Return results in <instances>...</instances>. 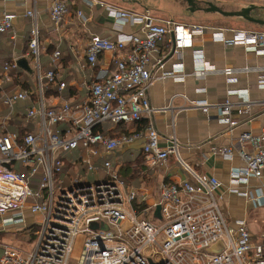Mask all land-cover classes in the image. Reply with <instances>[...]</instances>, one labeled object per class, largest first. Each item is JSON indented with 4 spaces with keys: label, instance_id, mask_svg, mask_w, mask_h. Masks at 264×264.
Masks as SVG:
<instances>
[{
    "label": "built area",
    "instance_id": "obj_1",
    "mask_svg": "<svg viewBox=\"0 0 264 264\" xmlns=\"http://www.w3.org/2000/svg\"><path fill=\"white\" fill-rule=\"evenodd\" d=\"M49 1L50 19L60 27L70 14V0ZM80 1L104 8L115 20L117 34L114 40L99 36L90 39L85 58L93 80L82 83L86 99L79 104L46 103V84H56L59 92L66 88L59 81L62 52L56 49L52 53L51 69L43 73L37 0L25 14L31 19L28 52L36 63L39 96L24 117L35 130L23 135L0 134V217L10 211L20 212L18 219L4 218L3 224L9 225L25 222L24 211L37 216L27 227L35 233L36 244L25 252L0 242V264H264V236L255 241L246 220L228 222L220 206L224 201L220 181L197 173L184 162L175 136L170 139L171 146L162 148L161 137L150 121L155 114L172 109L153 107L148 98L150 87L162 79L184 81L183 65L175 63L166 71L167 60L170 56L180 58L207 28L159 19L148 9L137 14L97 0ZM76 16L83 23L89 22L81 10ZM16 18L13 13H4L0 34L12 33ZM126 26L137 31L127 33ZM211 39L264 56L263 31L220 29L212 32ZM105 54L112 56L114 68L96 74L97 62ZM193 63L190 76L195 79L204 80L215 73L225 76L230 85L238 82L240 73L264 71L258 67L217 70L200 50L193 52ZM17 66V61L5 64V82L11 81L9 71ZM258 87L264 89V76ZM241 93L229 91V95L248 101V93ZM178 97L187 101L189 109L205 115L212 108L206 100L191 101L183 94ZM28 100L31 95L26 92L4 96L2 103L10 113L2 121L3 129L15 117V106ZM216 106L220 123L235 127L230 100ZM144 118L149 119L143 135L146 169L166 168L174 157L188 176L172 184L163 183L151 204L145 189L129 187L120 176L121 167L109 159L139 139L141 133L135 130L113 138L97 131L105 123L132 125ZM237 144V151L229 145L214 149L213 154L233 160L237 152L244 166L231 171L230 183L237 187L259 180L256 194H239L255 208L264 207V129L259 135L242 134ZM75 250L79 252L73 256Z\"/></svg>",
    "mask_w": 264,
    "mask_h": 264
},
{
    "label": "crops",
    "instance_id": "obj_2",
    "mask_svg": "<svg viewBox=\"0 0 264 264\" xmlns=\"http://www.w3.org/2000/svg\"><path fill=\"white\" fill-rule=\"evenodd\" d=\"M32 2L33 0H0V18L4 13H13L17 16L13 32L0 34V134L9 132L23 135L25 132L35 130V125L27 123L24 117L26 109L35 106L34 101H37L39 96L37 70L35 77H32L31 74L30 60L34 63L35 61L28 52L31 19L25 17ZM69 4V16L60 27H56L49 16L50 1L37 0L40 28V68L43 73L49 71L51 69V55L56 49H60L62 57L59 67V81L66 84L63 92L58 91L56 84H46L44 98L50 106H57L66 101L76 104L85 101L86 91L81 88V85L93 80L92 69L86 64L85 58L88 43L93 36L114 40L117 34L115 20L104 8L90 7L80 0H70ZM79 10L89 17L88 23H83L77 18L76 13ZM203 27L207 28V31L203 36L194 38L192 48L184 49L180 58L170 56L167 60L166 71H169L175 63L183 65L184 81L162 79L154 82L150 87L148 98L153 107L172 106V109L167 112L155 114L150 121L161 137L160 146L162 148L171 146L170 139L175 136L182 160L191 165L197 173L216 177L220 181L219 193L224 197V202L227 205L231 203L228 205V209H231L232 203H234V207H240V209H236L235 218L229 220H233V222L246 220L253 239L261 241L264 236V207L255 208L251 201L239 194L241 192L256 194L261 182L252 179L248 185L234 187L230 183V173L234 169L243 167L244 163L237 152L233 160H227L221 156H215L213 150L233 145L237 151L239 149L238 139L242 134L259 135L263 131L264 89L258 87V82L264 76V71L240 73L237 76L238 82L234 85L228 84L225 76L220 74L212 73L204 80H197L190 74L194 68L193 52L197 50L203 51L206 61L217 70L226 67L236 69L264 68V56L247 52L242 46H225L223 43L211 39L213 31L228 28L205 25ZM136 31L137 28L135 27H125L127 33ZM161 49L165 52V45H162ZM13 61H17L18 66L9 71L11 81L5 82L4 66ZM22 61L26 63V67L21 66L20 62ZM113 68L112 56L105 54L99 58L95 73L105 72ZM160 74L161 72L156 73L158 76ZM232 90L243 92L241 93L242 96L248 93V101L236 95H229V91ZM19 92L30 94L31 100L20 102L15 106V117H12L6 128L3 129L2 121L10 113L9 109L2 103L3 98L5 95H13ZM182 94L191 101L206 100L209 102L212 105L209 114L205 115L201 111L189 109L187 101L178 97ZM174 97L176 98L172 101ZM227 100L233 104L232 120L237 122V125L232 128L220 123L219 111L216 106L224 104ZM148 123L149 119L147 118L132 125L119 124L114 126L111 123H105L99 126L97 131L113 138H118L122 134L131 133L135 130L141 133L139 139L119 149L109 159L121 167L120 176L125 181L126 179L129 180L130 183H126L129 187L145 189L147 203L151 204L157 199L159 187L163 183L172 184L179 180H185L188 176L174 157L170 159L166 168L160 170L146 169L143 152L145 136L143 135ZM246 149H249V146H246ZM95 162H100V160H95ZM127 166L131 169L129 168L130 170L125 175L124 170ZM135 171L138 172L137 176ZM180 171L184 173L185 178L182 177ZM242 199L245 201L244 204H240ZM228 209L225 208L226 212ZM251 219L252 223L250 224ZM5 226L0 224V242L2 243H7L4 236L6 237V234L12 232ZM1 255L2 251L0 250V257Z\"/></svg>",
    "mask_w": 264,
    "mask_h": 264
},
{
    "label": "rangeland",
    "instance_id": "obj_3",
    "mask_svg": "<svg viewBox=\"0 0 264 264\" xmlns=\"http://www.w3.org/2000/svg\"><path fill=\"white\" fill-rule=\"evenodd\" d=\"M104 2L105 4L111 5L115 8L122 9L123 11L137 13V14H143L146 9H150L153 13V15L160 19H173L177 23L180 24H195V25H205L210 27H222V28H228V29H241V30H247V31H263L264 32V26H259L256 24H253L251 22H248L241 18H235V17H223L219 14L214 13H191L187 10V6L185 4L179 3L178 0H100ZM212 3L217 5L218 7L222 8L225 11L232 12V11H240L243 8H246L250 5H255L259 9L253 11L251 13V16L256 19L264 20V0H210ZM31 65V74L32 77H35L36 74V65L33 61L30 60ZM181 175L183 178H185V175L183 172H181ZM95 178H98V176H95ZM146 188L145 186H143ZM225 201V200H224ZM220 202V206L224 211V214L226 215V219L229 222V219H234L236 214V209H240V207L237 208V206L234 207V203H232L231 209H228V205H231L229 203L228 205L226 202ZM245 201L242 199L240 200V204H244ZM225 208L228 209V212H226ZM229 217H228V214ZM19 213H16L15 211H10L0 217V224H3L4 218L8 217H14L15 219H18ZM25 216V222L18 223V224H11L6 225V229H10L12 232L6 234V237L4 236V239L6 240L8 244H11L13 246L18 247L19 249L29 252L31 251L35 244H36V237L34 236L35 233L32 232L28 226L33 224L34 220L37 216L32 215L29 211H24ZM233 221V220H232ZM252 223V219L250 220V224ZM77 250L73 253V256L78 255ZM155 257V254H154Z\"/></svg>",
    "mask_w": 264,
    "mask_h": 264
},
{
    "label": "water",
    "instance_id": "obj_4",
    "mask_svg": "<svg viewBox=\"0 0 264 264\" xmlns=\"http://www.w3.org/2000/svg\"><path fill=\"white\" fill-rule=\"evenodd\" d=\"M185 1L188 6L190 7L189 12L194 13V6L197 3L196 0H182ZM204 5L207 6L206 9H201V11H203L204 13H214V14H219L223 17H235V18H241L244 19L248 22H251L253 24L259 25V26H264V20L261 19H256L254 17L251 16V13L254 10L259 9L257 6L255 5H250L246 8L241 9L240 11H232V12H228L223 10L222 8L218 7L217 5H215L214 3H212L210 0H208L207 2H204ZM21 66L26 67V63L24 61L20 62ZM156 216L159 217L160 216V206L157 207V211H156Z\"/></svg>",
    "mask_w": 264,
    "mask_h": 264
},
{
    "label": "flooded vegetation",
    "instance_id": "obj_5",
    "mask_svg": "<svg viewBox=\"0 0 264 264\" xmlns=\"http://www.w3.org/2000/svg\"><path fill=\"white\" fill-rule=\"evenodd\" d=\"M179 3L181 4H185L187 6V10L189 11L190 7L188 6V4L185 2V1H182V0H178ZM208 0H196V4L194 6V13H197V12H200V13H204L203 11H201V9H206L207 6L204 5V2H207ZM255 11V10H254Z\"/></svg>",
    "mask_w": 264,
    "mask_h": 264
},
{
    "label": "trees",
    "instance_id": "obj_6",
    "mask_svg": "<svg viewBox=\"0 0 264 264\" xmlns=\"http://www.w3.org/2000/svg\"><path fill=\"white\" fill-rule=\"evenodd\" d=\"M50 85H51V84H50ZM129 168L131 169V167L127 166V167H126V170H124V174H125V175L127 174V171L130 170ZM137 174H138V172L135 171V175H136V176H137ZM125 178H127V177L125 176ZM126 183H127V184L130 183L128 179H126Z\"/></svg>",
    "mask_w": 264,
    "mask_h": 264
}]
</instances>
